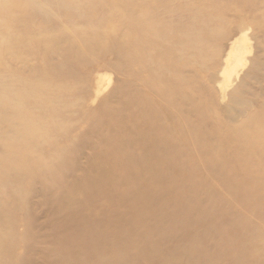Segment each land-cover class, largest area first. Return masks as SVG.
Returning a JSON list of instances; mask_svg holds the SVG:
<instances>
[{
	"label": "rangeland",
	"instance_id": "obj_1",
	"mask_svg": "<svg viewBox=\"0 0 264 264\" xmlns=\"http://www.w3.org/2000/svg\"><path fill=\"white\" fill-rule=\"evenodd\" d=\"M261 102L264 0H0V264H264ZM148 119L151 167L117 148Z\"/></svg>",
	"mask_w": 264,
	"mask_h": 264
},
{
	"label": "bare ground",
	"instance_id": "obj_2",
	"mask_svg": "<svg viewBox=\"0 0 264 264\" xmlns=\"http://www.w3.org/2000/svg\"><path fill=\"white\" fill-rule=\"evenodd\" d=\"M228 51L229 52L227 53V56L225 58V68L223 73L225 74L229 73L230 76L224 83L221 84L220 90H221L222 99H225L226 96L229 97V104L225 107L224 113L226 114L228 119L232 121H236L237 118L240 119L239 117L243 115L244 112L246 113L247 111L246 107L250 104L248 102V96L250 95L251 92L250 83L252 80H255L254 73L257 70V68H261L260 65H258V61L261 62L262 57H259L257 53H254V55H252L251 45L249 44V40L246 38V36L234 40V42H232V44L230 45ZM251 55L253 56L252 58H250ZM243 70H244L243 72L244 75L241 76L240 83L237 84L230 93H228V89L230 88L231 83L233 81L232 79L237 77L239 72H242ZM261 103L262 104H260V106H263L264 108L263 102ZM258 116H259V121L264 122V110L261 111ZM158 122L159 120H157V122H154L149 119L146 122H144L146 125V130L144 132L143 139L142 136H138L137 134V129L138 130L143 129V123L141 122L136 123L131 129L130 133L127 135L126 142L124 144L120 143L119 146H117L118 150H121L123 155L124 152L126 151V153H128V155H130L133 158L134 160L133 162L140 161L142 158L145 159L147 162L145 166L151 167L149 164H153L155 159H161L159 156L162 157L163 154V152H160L161 151L160 148L157 147L156 145V142L159 141L157 131L161 127L160 123ZM142 143H143L142 146H138L139 144ZM170 151L173 152V155L178 153L177 151H173L170 149L167 151L168 154H170ZM124 160H126L125 157ZM104 163H108V160ZM94 164L96 165V163ZM171 166L172 167L175 166V162L171 161ZM88 180L89 178L87 179V181ZM84 186H85L84 182L83 183L78 182L70 186L69 189H67L66 191L67 193L66 196H64L65 199L64 201L69 203L72 200V198H75L76 193L74 194L73 193L74 191L78 192L79 194L77 193V195H79V198H81V195L83 194V190L85 188ZM126 244L128 245V243ZM115 246L117 247L116 249L122 250L125 244L121 242L120 244L118 245L116 244ZM105 248L113 249V247L110 244H108ZM115 259H116L115 262H118L119 260L122 262V258L118 256ZM19 263L27 264V258H23V257L20 258Z\"/></svg>",
	"mask_w": 264,
	"mask_h": 264
}]
</instances>
